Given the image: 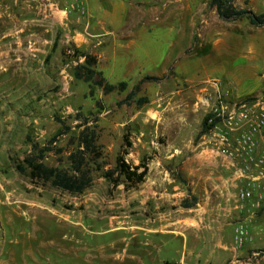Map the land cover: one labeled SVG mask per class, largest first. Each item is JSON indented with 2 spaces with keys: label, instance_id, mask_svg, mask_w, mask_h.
<instances>
[{
  "label": "rangeland",
  "instance_id": "1",
  "mask_svg": "<svg viewBox=\"0 0 264 264\" xmlns=\"http://www.w3.org/2000/svg\"><path fill=\"white\" fill-rule=\"evenodd\" d=\"M135 1L146 3H139L143 10L151 6L147 3L150 0ZM232 4L235 9H248L255 15L264 12V0H232ZM160 7L171 11L172 23L180 20L185 23L189 33L188 45L183 42L185 57L181 61L187 75L177 79L174 73L173 77L158 82H144L135 100L147 97L146 104L123 102L138 84L135 81H128L124 92L106 95L100 88H90L88 83L77 80L74 69L79 58L76 56L73 59L67 56L71 65L62 63L58 71L52 73L59 79H55V84H40V64L30 76L16 67L7 74H0V264H138L134 261L138 240L126 234L122 241L124 233H115L109 227L105 233H99L105 229V224L94 226L92 233L84 236L81 250L72 252L63 249L68 243L55 226H50L49 231H40V224L67 221L66 216L74 208L71 202L75 194L33 180L28 172L18 171L17 165H22L34 143L53 147L45 158L48 166L66 168L70 153L77 149L79 133L85 127L95 130L101 157L93 160L89 157L94 169L93 183L88 189L104 190L107 195L118 197L121 190L126 191L125 185H111L103 173L115 167L117 156L124 153L127 136L132 146L124 156L129 163L145 162L152 173L168 175L174 180L172 186L189 193L188 200L193 201L195 196L192 195L200 196L198 193L204 184L209 193L216 195L214 184L217 183L210 178L204 183L203 178L223 174V171L215 169L210 161L206 163L208 166L198 165L204 161L199 148L203 135H198L205 116L197 109L196 102L205 91L211 90L216 80L223 83L231 98H264V24L253 25L246 17L223 18L212 0H171L169 6ZM26 11L30 16L29 29L40 30L37 2ZM3 12L0 33H8L14 25ZM177 31L173 30L171 37H160L164 43L158 48V56H166ZM154 33L165 31L160 28ZM63 125L70 130L58 135ZM177 173H181L183 181L174 178ZM114 210L120 211L110 208L108 215ZM126 212L128 215L132 211ZM131 219L132 216H128L122 220ZM240 220L242 218L236 217L233 222L237 224ZM263 222L262 214L248 221L253 241L237 253L261 235ZM236 224L226 226L221 232L229 250L215 247L220 251V261L205 264H233L235 256H239L235 252ZM210 248L206 246V260ZM259 249L264 250V247ZM182 250V242L175 239L169 248L162 251L154 248L153 252L160 259L177 261ZM246 253L248 256L251 251ZM142 264L150 262L145 260ZM248 264H264V257Z\"/></svg>",
  "mask_w": 264,
  "mask_h": 264
},
{
  "label": "crops",
  "instance_id": "2",
  "mask_svg": "<svg viewBox=\"0 0 264 264\" xmlns=\"http://www.w3.org/2000/svg\"><path fill=\"white\" fill-rule=\"evenodd\" d=\"M51 1L58 5L59 10L54 11L49 19L40 16V30H31L26 9L34 2H37L38 9V0H0V18L4 10L14 25L8 33H0V74H7L16 67V70L25 71L30 76L40 64V84H55V79H59L57 75L54 78L52 73L58 71L62 63L71 65L72 62L66 58L69 56L73 59L78 50L96 57L97 70L112 84L123 81L138 83L147 76L171 78L174 73L177 79L186 77L187 68L181 61L185 57L183 42L186 41L188 45L189 33L185 23L181 20L172 23L171 11L160 7L169 6L171 0H150L147 3L151 6L147 10L140 7L145 2L140 1L139 5L135 0ZM80 6L84 8V14L79 11ZM160 28L165 33H154ZM173 30L178 31L175 40L168 45V53L164 57L158 56V48L164 43L160 37H171ZM29 40L36 43V57L28 52L26 45ZM78 58L80 63L85 60L84 56ZM206 163L209 162L204 159L198 165L205 167L208 166ZM213 166L221 169L223 174L207 175L203 179L204 183L209 178L217 183L214 184L216 195L209 193L207 184H204L198 193L200 196L192 195L197 198L193 207L183 206V203L192 202L188 200L190 195L186 190L172 186L174 180L168 175L152 173L149 167L145 181L138 188L121 190L118 197L97 189L75 194L71 202L74 208L66 216L67 221L40 224V231L43 233L49 231L50 226H55L68 243L67 247L62 246L65 247L63 249L72 252L81 250L84 236L92 233L94 226L105 224L106 227L101 225L105 229L99 233H105L109 227L115 233H124L122 241L126 234L138 240L134 255V261L138 264L145 260L150 264L171 261L168 258L160 259L153 249H167L175 239L182 242L183 250L180 252L181 258L174 262L205 264L211 260L220 261V251H216L215 247L229 250L222 240V230L236 224L233 222L236 217L247 220L248 214L236 210L237 189L230 171L218 163H213ZM110 208L120 211L114 210L110 216L107 212ZM130 210L132 212L127 215L126 211ZM128 216H132V219L122 220ZM206 246L211 247L207 260ZM263 247L264 236L261 233L238 255L241 259H247V251Z\"/></svg>",
  "mask_w": 264,
  "mask_h": 264
},
{
  "label": "built area",
  "instance_id": "3",
  "mask_svg": "<svg viewBox=\"0 0 264 264\" xmlns=\"http://www.w3.org/2000/svg\"><path fill=\"white\" fill-rule=\"evenodd\" d=\"M58 10L53 1L38 0L37 13L43 19L51 18ZM79 11L84 14L82 6ZM35 44L33 40L27 42L34 57ZM210 88L196 102L209 127L201 138L200 155L230 171L237 189L236 210L248 214L247 220L236 224L234 240L238 254L253 241L248 221L258 214L264 216V98H231L219 80L213 81ZM261 232L264 235V222ZM259 257H264L263 249L252 250L247 259L235 256L233 264H248Z\"/></svg>",
  "mask_w": 264,
  "mask_h": 264
},
{
  "label": "trees",
  "instance_id": "4",
  "mask_svg": "<svg viewBox=\"0 0 264 264\" xmlns=\"http://www.w3.org/2000/svg\"><path fill=\"white\" fill-rule=\"evenodd\" d=\"M212 4L216 6L219 14L226 19L230 18H242L246 17L253 25H259L264 23V12L255 15L248 9H235L232 4V0H212ZM255 16V18L253 17ZM75 56H84L83 63H79L74 69V77L77 80H82L89 84L90 88L98 87L104 94H110L113 92H124L128 88V82L123 81L117 84L109 83L103 76L102 72L97 70L96 57L82 53L76 50ZM166 79V77L147 76L138 82L133 90L124 99V103H131L135 101L139 106L148 102L147 97H141L135 100V96L141 91V85L144 82L152 81L158 82ZM93 91H90L92 94ZM207 119L204 118L202 122V128L199 133V137L204 135L208 131ZM70 130L69 127L63 125V129L60 130L58 135L66 133ZM57 135V136H58ZM56 136L50 141L51 144L55 142ZM124 153L120 154L116 158V165L113 169L106 170L103 173V177L113 186L125 185V189H132L142 184L149 172V168L145 162H141L138 165L129 163L125 154L129 152L132 144L128 141V137L124 138ZM51 146L41 147L38 143L32 145V150L28 156L23 160L22 165H17V169L21 173L28 172L33 180H40L41 182L48 183L52 187L66 191L73 194H81L91 187L93 183L92 171L94 167H91L89 163V157L98 159L101 157L100 146L98 145V139L95 130L85 127L78 136L77 149L69 155V165L66 168L52 167L45 163V158L48 153L52 151ZM126 150V151H125ZM94 159V160H95ZM98 170V169H97ZM178 181H183L181 173H177L174 177ZM197 198L193 197V201L190 203H184V207L190 208L195 206ZM165 264H179L174 261H166Z\"/></svg>",
  "mask_w": 264,
  "mask_h": 264
},
{
  "label": "water",
  "instance_id": "5",
  "mask_svg": "<svg viewBox=\"0 0 264 264\" xmlns=\"http://www.w3.org/2000/svg\"><path fill=\"white\" fill-rule=\"evenodd\" d=\"M254 18H255V16H253ZM262 24H264V23H262Z\"/></svg>",
  "mask_w": 264,
  "mask_h": 264
}]
</instances>
